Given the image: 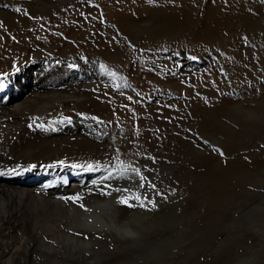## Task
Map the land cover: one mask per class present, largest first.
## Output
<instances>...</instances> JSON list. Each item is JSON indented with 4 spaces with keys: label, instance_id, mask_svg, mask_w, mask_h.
Masks as SVG:
<instances>
[{
    "label": "rangeland",
    "instance_id": "obj_1",
    "mask_svg": "<svg viewBox=\"0 0 264 264\" xmlns=\"http://www.w3.org/2000/svg\"><path fill=\"white\" fill-rule=\"evenodd\" d=\"M109 1L68 0L33 9L29 0H0V74L12 76L21 70L20 65L17 67L21 56L16 55L15 48L22 43H26L29 53L39 49V58L60 54L70 57L74 53L96 59L111 52L119 57L115 61L121 64L120 71L109 66L106 71L89 60V74L95 72L100 81L95 87L86 88L90 94L98 91L100 95L82 104L109 129L113 145L100 146L101 132L95 135V130L80 128L62 142L86 136L99 145L94 149L101 150L100 156L80 159L83 154L67 151L58 157H75L62 161L63 165L71 170H85L88 175L82 178L90 181L99 175V170L88 171L84 167L91 164L95 168L101 163L113 166L108 160L115 159L116 151V160H121L123 166L121 170L104 172V176L121 178L111 181L119 184L118 189L146 191L156 207L120 204L119 199L126 193L117 191L110 200L119 207L115 223L136 232L135 236L126 234L123 238L109 229L76 232L78 241L66 243V233L43 231L41 223L27 219L22 223L25 240L20 251L34 259L26 264H264V29L252 31L236 26L233 36L232 24H225L218 31L219 36L210 35L207 40L203 35V39H198L196 32L206 26L205 4L226 6V0H187L186 5L199 13L193 15L194 19H200L199 24L186 28L183 24L173 26L167 19L169 13L181 7L178 0H142L150 4V10L138 19L142 30L131 34L111 21ZM133 1L112 2L120 13L124 4ZM259 1L264 6V0H250L254 5ZM78 31L84 33L83 40L78 38ZM112 42H116L115 50L105 49L104 44ZM182 50L196 60L178 56ZM122 53H127V66ZM41 65L39 75L50 69ZM60 72L57 71L59 75ZM115 97L128 100H121L122 111L132 112V105L141 110L132 112L140 121L127 119L129 127H124L123 114L114 123L107 120L106 116H113L116 111L110 112L99 101L110 103ZM32 108L25 110L28 115ZM73 108L65 111L68 119ZM133 168H140L156 187L138 189ZM77 175L80 173L70 176ZM10 235L9 240L18 243L16 236ZM79 239H90L89 246L82 245ZM55 255L56 261L51 263L49 258ZM12 263L16 264L8 262Z\"/></svg>",
    "mask_w": 264,
    "mask_h": 264
},
{
    "label": "bare ground",
    "instance_id": "obj_2",
    "mask_svg": "<svg viewBox=\"0 0 264 264\" xmlns=\"http://www.w3.org/2000/svg\"><path fill=\"white\" fill-rule=\"evenodd\" d=\"M29 1L30 6L35 9L38 6L68 0ZM112 1L113 0H110L109 3H107L109 4V18L113 23L117 24L123 31L131 34H137L138 31L142 30L138 25V19L142 17V14L145 12H149V3H145L142 0H135L132 3L128 2L124 4L123 10L118 13L116 12L117 6L114 5ZM186 1L187 0H178L179 4L181 3V7L178 8L176 12L169 14L167 12V19L170 20L173 26L183 24L182 26L186 28L192 23L195 24L199 22L197 19L200 16L194 19L193 15L196 12L194 13L193 7L186 5ZM201 2L204 1L201 0ZM226 2H228L226 6L224 4L219 5V3L215 6L207 3L205 4L203 14L205 15L206 22L203 24L206 26L204 27L202 25V29L205 28V30L196 32L198 39H203V35L207 40L211 37L210 35L219 36L220 32L218 31L221 29L222 25L225 24H232L234 31L230 34H233L238 26H241V29L244 27H246V29H253L252 31L258 29V27L264 29V14L260 11H264V6L260 5V1L257 5H254L255 3L252 4L250 0H226ZM166 7L167 6H165V8ZM251 8L254 11H251ZM258 9L259 11H257ZM131 11H133L132 14L135 13L134 16L130 14ZM163 13L164 12H162V14ZM198 14L196 13L197 16ZM189 20L192 21L189 22ZM155 22L157 21L155 20ZM208 22H214V24L207 27L210 24ZM2 31H4V29ZM80 32L78 33V38L83 40L84 33ZM223 38L226 37L223 36ZM63 45L65 47L68 46L66 44ZM20 46L21 47H17L18 49H15L16 55L18 54L21 56L17 64V67L19 65L21 66V70L12 74V76L0 74V80L4 83V87L0 88V264H8V262L11 261L16 262V264H26L27 261L34 259L32 255L27 254L25 256L24 252L20 251V244L25 240L22 235V230L24 229L22 223L26 222L27 219L35 220L36 223H41V229H43V231H52L55 233L61 231L64 234L66 233L67 238L64 240L66 243L70 242V240L78 241L74 235L76 232L88 234V232L90 233L92 231L112 229L116 232L115 234H120V238H123L126 234L135 236L136 232H134L131 227L130 229L126 227L122 228L115 223L119 207L117 208L110 200L113 197L115 198L114 194L117 192L116 189H118L119 184L117 185L111 182L115 180L114 178L104 176V172L108 170L115 168L121 170L123 163H121V160H116L119 154L114 151L113 154L115 159L111 161L108 160L113 163V166L107 167L108 164L101 163L100 166L89 169L90 171L99 170L96 172V174L99 173V175L92 177L90 181H84L82 178V176L88 175L83 172L85 170H71L69 166L67 167L64 166L63 163H59L60 161L74 160L76 159L75 157H69L70 159L66 160H61V157H58L59 154L62 156L61 154L67 151H73L79 155L83 154L80 159L91 158L93 160V156L95 158L100 156L101 150L94 149L99 145L95 143L96 141H90L85 138L86 136H80L78 140L75 139V141L66 144L62 142V140H69L68 136L72 135L71 133L75 130H80V128L88 132H93V130H95V135H97V132H101V135H99L100 140H102L100 146L113 145V137L109 129H106L99 121L93 119L94 116H91L90 113H88L89 111L87 112L83 108L82 104L89 101L92 96L100 95L98 91L92 93V95L86 88L95 87L100 81V78L96 79L95 72L89 74L87 67V63H91L89 60H94V63L98 66L102 65L106 71H108L106 69L108 66L120 71L121 64L119 65V61H115L117 58L119 59V57H115L111 52L105 58L99 56L98 58L96 57V59L85 55H75L74 53L70 57H62V54H60L53 57L43 56L39 58L42 56V54H40L42 52L39 49L29 53L26 51V43H22ZM116 46V42H112L110 45L104 44V47H106L105 49L108 50L111 48L115 50ZM122 54L125 55L123 64L127 66V53ZM177 55L184 56V59L196 60L194 59L196 57L190 55L186 50L178 52ZM41 64H46L50 69L42 71L40 76L39 72L41 68H39V65ZM139 67H137V69H139ZM34 69L37 73L36 75L34 74L35 76L33 75ZM60 69L65 70L64 72H60ZM57 71L58 73L60 72L61 75H59ZM114 71L116 70H113V72ZM136 74L139 73L136 72ZM9 81L10 85L8 86ZM123 99L125 98L121 99L120 97H115L111 100V104L108 100L100 99L99 103L101 102V104L106 105L105 107H109L111 109L110 112L116 111L113 116H106L107 120L113 121L114 123L117 121V116L123 114L125 121L121 119L123 121L122 126L129 127L127 122L129 120H131V122L134 121L132 118H135V121H137V119L140 121L137 117L138 115L134 117L132 112L135 113V111H139L140 113L141 110L138 108L135 109L132 105L134 108L131 107L132 112H129L130 110L125 112L122 111L123 108L120 107V102L121 100L123 101ZM126 102L128 103V100H126ZM72 106H75V108L72 109L73 114L69 113L72 117L68 119V117L65 116L67 115L65 111L71 109ZM28 107H33L32 109H34L30 115L25 111ZM29 125H31V127H29ZM139 126H141V124ZM32 131H35V133H31ZM129 132L130 131L127 133ZM31 134L34 136L32 137L33 139L30 138ZM72 148H74V150ZM75 172L77 174L80 173V175H77L75 178L73 177L74 175L70 176ZM56 176L60 178L57 179ZM116 179L115 181H121V178ZM76 191L78 192L76 193ZM73 196H79L80 199L78 201L65 199ZM87 200L91 201V203H84V201L86 202ZM81 205H83V207H81ZM10 234L16 236L15 239L18 243H12L9 240ZM91 236H93V234H91ZM80 243L87 247L90 244V239H81ZM69 255L72 254L69 253ZM57 258L59 259V256ZM49 259H51V263H54L56 261V255L51 256Z\"/></svg>",
    "mask_w": 264,
    "mask_h": 264
},
{
    "label": "snow or ice",
    "instance_id": "obj_3",
    "mask_svg": "<svg viewBox=\"0 0 264 264\" xmlns=\"http://www.w3.org/2000/svg\"><path fill=\"white\" fill-rule=\"evenodd\" d=\"M17 11H19V9H17ZM7 75V74H5ZM109 75H113L115 76V73H109ZM4 87V83L2 80H0V88ZM95 119V118H93ZM29 127H31V125H29ZM205 143H207L205 141ZM59 163H63L62 161H60ZM73 168H79L81 167V165H72ZM93 165L89 164L87 166L86 170L92 169ZM125 172H127L128 170L125 169ZM132 173L134 174L135 177L138 178V189H146V188H155V184L151 183L149 178L144 175V172L140 169V168H133ZM116 191H123L124 193H126V195H123L118 203L120 204H124L127 205L129 207H133V206H139V207H147L148 205H151V208H155L156 204L154 202L153 199L149 198L147 192H133L132 189H116ZM156 195H159V193H156ZM65 199H71L73 201H78L80 199L79 196H73V197H67ZM132 201H136V204H133ZM81 207H83V205H81Z\"/></svg>",
    "mask_w": 264,
    "mask_h": 264
}]
</instances>
